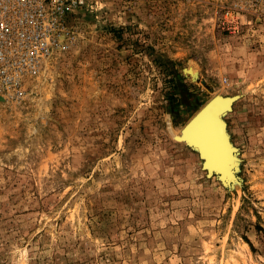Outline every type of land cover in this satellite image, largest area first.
Listing matches in <instances>:
<instances>
[{
  "label": "rangeland",
  "instance_id": "1",
  "mask_svg": "<svg viewBox=\"0 0 264 264\" xmlns=\"http://www.w3.org/2000/svg\"><path fill=\"white\" fill-rule=\"evenodd\" d=\"M70 21L1 93L0 264H264V0H87ZM215 95L223 175L182 137Z\"/></svg>",
  "mask_w": 264,
  "mask_h": 264
},
{
  "label": "built area",
  "instance_id": "2",
  "mask_svg": "<svg viewBox=\"0 0 264 264\" xmlns=\"http://www.w3.org/2000/svg\"><path fill=\"white\" fill-rule=\"evenodd\" d=\"M87 0H0V94L17 97L29 77L67 50L71 15Z\"/></svg>",
  "mask_w": 264,
  "mask_h": 264
},
{
  "label": "bare ground",
  "instance_id": "3",
  "mask_svg": "<svg viewBox=\"0 0 264 264\" xmlns=\"http://www.w3.org/2000/svg\"><path fill=\"white\" fill-rule=\"evenodd\" d=\"M190 73L193 77L197 76V72L193 68H190ZM214 97L216 99L213 102L211 110L207 112L200 124L192 130L193 132L187 135L185 131L183 132L184 128L182 129V137L185 140L199 147V143L193 138V136H196L199 142L206 147L207 154L210 156V162H213V164L219 161V158L222 159L225 151L229 150L227 149L228 134L226 122L222 115L231 104V100L228 97L222 95H215ZM3 98V95L0 94V99Z\"/></svg>",
  "mask_w": 264,
  "mask_h": 264
},
{
  "label": "water",
  "instance_id": "4",
  "mask_svg": "<svg viewBox=\"0 0 264 264\" xmlns=\"http://www.w3.org/2000/svg\"><path fill=\"white\" fill-rule=\"evenodd\" d=\"M216 97H211L210 99H208L192 116L191 118L185 123L184 125V129L183 132L185 131V133L187 135H190L191 132H193L192 130L195 129L196 126H198L201 122V120L205 117V115L207 114V112H209L212 108L213 102L215 101ZM192 137V136H189ZM229 137V141H230V136L228 134ZM193 138L195 139V141L197 143H199V147H200V155L202 157H205L206 160H204L203 166L206 167L207 163L210 161V156L209 154H207V150L206 147L199 142L198 138L196 136H193ZM231 144V142H230ZM198 148V147H197ZM233 148V147H232ZM207 171L209 174L211 173H218L219 175H223L222 171H217V170H213V166H211V168L206 167ZM216 169V168H215Z\"/></svg>",
  "mask_w": 264,
  "mask_h": 264
}]
</instances>
